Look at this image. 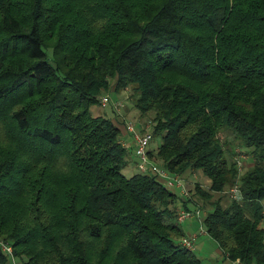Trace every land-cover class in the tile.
<instances>
[{
    "label": "trees",
    "instance_id": "16d2710c",
    "mask_svg": "<svg viewBox=\"0 0 264 264\" xmlns=\"http://www.w3.org/2000/svg\"><path fill=\"white\" fill-rule=\"evenodd\" d=\"M110 87L153 112L148 154L170 174L202 171L203 197L240 183L203 223L264 264V0H0V241L21 264H203L177 194L122 173L118 122L91 112Z\"/></svg>",
    "mask_w": 264,
    "mask_h": 264
},
{
    "label": "rangeland",
    "instance_id": "374dc122",
    "mask_svg": "<svg viewBox=\"0 0 264 264\" xmlns=\"http://www.w3.org/2000/svg\"><path fill=\"white\" fill-rule=\"evenodd\" d=\"M107 95L110 99V102L105 106L102 107L100 104L94 105L91 107V112L94 115H102L107 118H110L112 120H116L118 124L127 125L131 122V124H134L136 127V130H138L141 133L140 127L144 126L143 133H152V116L153 112H148L145 115H141V111L137 109L133 102L134 97L131 95V91L126 89H120V90H114L113 87H110V89L103 93V96ZM130 97V98H129ZM151 124V126L148 128V124ZM149 124V125H150ZM126 129V128H125ZM127 131V129H126ZM223 136V135H222ZM130 138H132L129 135ZM161 136H155L151 142L149 143L148 149L151 151H156L158 146L161 143ZM232 144V145H231ZM126 146V145H125ZM128 147V146H127ZM234 144L226 143V147L228 149L234 150ZM129 148V147H128ZM234 151L241 153L239 149H235ZM235 154V152H234ZM154 157V158H153ZM151 159L156 162L159 166H162V162L154 155ZM241 157V161L246 163L245 167L243 166L240 173V176L245 173V171L249 168L251 164V159L246 156L245 154L241 153L237 158ZM127 164L122 170V173L126 177H130L136 173L139 172L137 168V162L138 158L136 157L135 153L133 155L132 151H129V154L127 156ZM163 167V166H162ZM174 178H178L182 180L183 186L185 188L184 191H186V197L193 198L194 201L198 203V206H201L202 210H204V215L200 217V219L196 217H190L187 218L185 221H183L181 224V228L185 233H190V235L196 234L198 230L202 227L204 230V233L199 235L195 242V253L203 260V264H221L223 261L221 260V255L218 252L219 245L217 241L207 232V229L204 225V223H201L200 220L204 219L206 215L207 209L210 210L211 203L218 202V199L220 196H223V194H227L226 190H224L223 194L221 193H214V195L210 197H203L200 196V194L196 191V184L198 183L200 186L201 191L204 189H207L209 187L210 181L202 171H186L183 174L181 173H171ZM171 191L177 194V200L175 207L177 206H183L182 202L183 199L186 200L182 196V189L180 187H168ZM223 204H230L231 198L228 196L221 197ZM188 201V200H187ZM195 204L193 202H188L187 207L189 210L194 211ZM204 206V207H203ZM174 208V206H173ZM199 208V207H198ZM189 235V236H190ZM17 264H21L22 261L17 258L16 259ZM7 264H14L12 257L8 258Z\"/></svg>",
    "mask_w": 264,
    "mask_h": 264
},
{
    "label": "built area",
    "instance_id": "2783aa9c",
    "mask_svg": "<svg viewBox=\"0 0 264 264\" xmlns=\"http://www.w3.org/2000/svg\"><path fill=\"white\" fill-rule=\"evenodd\" d=\"M109 102H110V99L107 95H104L101 97L102 107H105ZM149 124H148L147 130L151 126V124L150 125ZM126 129H127V132L129 134H131V136L134 139V143H135L134 153H135L136 157L138 158V162H137L138 170L140 172L153 173L157 177L161 178L167 186L180 187L182 189V196L186 197V191H184L185 188L183 186L182 180H180L178 178H174L166 169L159 166L156 162H154L150 158V156L148 154V146H149V143L151 142V140L153 139L152 134L148 133V132L143 133V131L145 129L144 126L140 127V130H141V133H140L138 130H136L135 125L131 124V122L126 125ZM122 143H123V145H125L124 141H122ZM238 165L240 168H242V166L245 165V163L242 162L241 160H239ZM226 193L233 200H237V201L239 200L240 201L243 199V194H242L240 183H236V184L230 186L227 189ZM176 215H177V221L179 223H182L187 218H190L193 216L200 219V217L202 215H204V211L198 207L195 208L194 211H191L189 209L184 208L183 206H178ZM200 221H201V223H203V219ZM260 227L264 229V210L262 213V218L260 220ZM203 233H204V230L201 227L198 233L190 235V236L189 235L184 236L182 238L181 242L187 248H189L191 250H195L196 239H197L199 234H203ZM0 245L2 247V250L5 253H7L10 258L12 257L14 264H17L15 261L16 258L13 255L11 245L8 243H5L3 241H0ZM236 264H242V262H240L239 260H236Z\"/></svg>",
    "mask_w": 264,
    "mask_h": 264
},
{
    "label": "crops",
    "instance_id": "0c3cea01",
    "mask_svg": "<svg viewBox=\"0 0 264 264\" xmlns=\"http://www.w3.org/2000/svg\"><path fill=\"white\" fill-rule=\"evenodd\" d=\"M114 122H117L116 120H113ZM118 127L120 128V138L122 139V141H124V144L126 146L129 147V151H132L133 155H134V149H135V143H134V139L131 136V134H129L126 130H125V126L122 124H118ZM129 135L132 137L130 138ZM199 232V230L197 231V233ZM186 235H190V233H186ZM201 235V234H199ZM198 235V236H199ZM196 251V249H195ZM218 252L221 255V260L223 261L221 264H236V261H232L230 260L225 254L224 252L219 248ZM16 261V260H15ZM17 263V262H16Z\"/></svg>",
    "mask_w": 264,
    "mask_h": 264
}]
</instances>
